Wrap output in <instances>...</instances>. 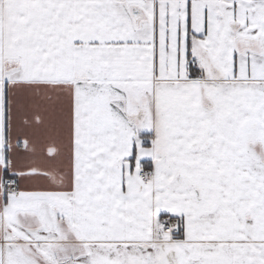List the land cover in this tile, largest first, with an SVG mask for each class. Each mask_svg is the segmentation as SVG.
Wrapping results in <instances>:
<instances>
[{
  "label": "snow or ice",
  "instance_id": "obj_1",
  "mask_svg": "<svg viewBox=\"0 0 264 264\" xmlns=\"http://www.w3.org/2000/svg\"><path fill=\"white\" fill-rule=\"evenodd\" d=\"M0 264H264V0H0Z\"/></svg>",
  "mask_w": 264,
  "mask_h": 264
}]
</instances>
